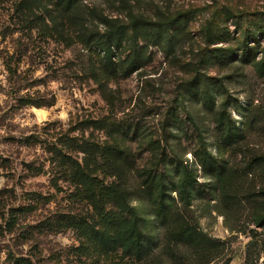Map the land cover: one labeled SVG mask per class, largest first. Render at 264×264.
Listing matches in <instances>:
<instances>
[{
	"label": "rangeland",
	"instance_id": "rangeland-1",
	"mask_svg": "<svg viewBox=\"0 0 264 264\" xmlns=\"http://www.w3.org/2000/svg\"><path fill=\"white\" fill-rule=\"evenodd\" d=\"M177 14L186 27L149 32ZM212 18L225 34L206 47ZM262 19L264 0H80L71 11L56 0H0V264H264V74L241 48L244 29ZM110 33L120 39L112 65L97 46ZM207 89L212 111L200 98ZM26 95L54 104L22 106ZM221 110L239 128L229 145ZM61 131L88 146L74 154L86 173L74 182L51 159ZM199 133L226 183L195 159ZM180 161L201 182L182 210L214 247L168 242L150 208L143 171L173 181ZM115 189L150 219L155 243L140 261L113 244Z\"/></svg>",
	"mask_w": 264,
	"mask_h": 264
},
{
	"label": "trees",
	"instance_id": "trees-1",
	"mask_svg": "<svg viewBox=\"0 0 264 264\" xmlns=\"http://www.w3.org/2000/svg\"><path fill=\"white\" fill-rule=\"evenodd\" d=\"M55 1V0H54ZM64 11H71L80 0H56ZM223 14L226 18L234 19L235 13L227 10ZM263 14V13H262ZM187 14H177L175 17L161 19L158 22H154L155 28H150V23L147 28L149 32L155 33L156 36L162 34V32L173 31L178 26L188 24ZM217 15L216 17H218ZM262 24L256 30L261 36H264V19ZM216 21L214 18L210 19L204 25V35L206 47L215 43L222 38L225 34L224 30H214L213 24ZM215 31V32H214ZM251 29H244V44L243 57L248 50H252L254 55L253 64L256 70L260 74H264V46L262 47L263 54L256 59V54L261 51L260 44L257 40V32ZM253 35V37H252ZM253 38V39H252ZM257 45H251V42ZM120 39L115 34H107L104 39H100L97 42V46L103 53L104 61L107 64H114L118 54L115 50L120 47ZM153 56L151 50L150 55ZM246 60V59H243ZM249 61V60H248ZM108 66H104L106 70ZM201 100L208 110L212 111L215 104L214 91L207 89V91L201 95ZM22 106L37 105V106H52L54 103H39L33 99L30 95L21 97L19 100ZM227 108V104L225 106ZM217 125L222 128L224 135V142L229 145L232 141L240 137L239 128L235 126V123L230 118L226 110H221L217 113L215 118ZM56 141L51 143L50 152L52 154L51 159L60 163V174L66 180L74 182L77 178L85 176V170L80 161L74 157L77 152H83L88 154V146L86 143L78 145L74 142L70 135L61 131ZM38 134L34 135V138L38 139ZM199 150L195 151V159L201 163L208 162V175L217 178L218 181L226 183L224 178L223 165H220L216 158L214 159L212 153L208 151L204 137L199 133L198 138ZM77 146V147H76ZM76 148L78 151H74ZM91 149V148H89ZM93 152V150L91 149ZM144 188L146 196L148 198L150 208L156 218L159 226L164 230V237L168 242L182 243L195 245L200 247H214L216 242L208 238L196 225H192L186 219L184 207L189 208L192 204L193 192L197 188L200 189L201 182L198 179L196 169L187 162H176L175 165V179L168 181L165 173H157L152 170H144ZM93 180V176H91ZM114 192V193H113ZM113 192L106 190L105 196L113 193L117 197H112L110 200L113 202V206L117 207L119 214L116 216L113 227V244L115 247L127 258L140 261L144 259L152 250L155 239L152 233L148 230L150 219L142 215L136 205H131V198H127V194L119 192L115 189ZM176 192V197L172 194ZM181 203V206L179 205ZM257 222L263 224L264 216L259 215ZM102 235L101 238H103ZM104 239V238H103ZM30 264V263H28Z\"/></svg>",
	"mask_w": 264,
	"mask_h": 264
},
{
	"label": "bare ground",
	"instance_id": "bare-ground-1",
	"mask_svg": "<svg viewBox=\"0 0 264 264\" xmlns=\"http://www.w3.org/2000/svg\"><path fill=\"white\" fill-rule=\"evenodd\" d=\"M41 114L43 115V112H41Z\"/></svg>",
	"mask_w": 264,
	"mask_h": 264
}]
</instances>
